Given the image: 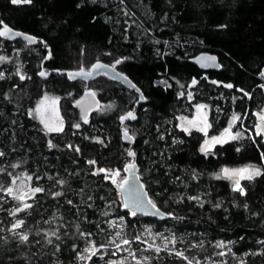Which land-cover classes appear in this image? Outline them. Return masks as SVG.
Masks as SVG:
<instances>
[{
    "label": "trees",
    "instance_id": "16d2710c",
    "mask_svg": "<svg viewBox=\"0 0 264 264\" xmlns=\"http://www.w3.org/2000/svg\"><path fill=\"white\" fill-rule=\"evenodd\" d=\"M0 21L39 39L0 36V264H264V138L253 126L264 106V0H0ZM200 52L220 67L200 68ZM95 60L144 100L105 73L60 72ZM84 84L103 104L86 121L74 103ZM45 90L60 96L59 131L32 112ZM198 101L209 105V134L231 111L243 134L201 151L203 133L176 123ZM130 148L167 217L124 205ZM243 164L261 174L242 179L241 194L217 173Z\"/></svg>",
    "mask_w": 264,
    "mask_h": 264
},
{
    "label": "rangeland",
    "instance_id": "374dc122",
    "mask_svg": "<svg viewBox=\"0 0 264 264\" xmlns=\"http://www.w3.org/2000/svg\"><path fill=\"white\" fill-rule=\"evenodd\" d=\"M74 103L79 108L83 119L85 116L88 117V115L95 109L97 110L100 107H103V104L98 98L97 91L92 84H84L81 95L75 100ZM32 112L40 122L41 126L48 131L49 127L53 129H62L64 125V119L60 106V96L54 92L48 90L42 92L37 97L32 108ZM245 114H242V119H245ZM234 117H237V119L234 120ZM239 117L240 116L238 113L231 111L227 116L228 120L225 127L218 129L212 134H209V131L212 128V124L210 123V108L207 103L198 101L191 104L188 108L181 109L179 114L176 116V123L179 128L185 131L196 129L202 132L204 135L202 146H205V142L207 141L209 142L208 148L211 149L215 144H217L212 142L213 138H217L218 140L225 142L237 136L239 133L243 134V126L245 125H240L241 120L238 121ZM253 117L254 130L256 133L261 134L264 138V131H260V129H264V106L260 109H255L253 111ZM46 124L48 125L47 127ZM246 167L259 169L258 167L251 164L226 166L223 167L217 174L228 178L235 183L236 180L241 181L242 179L246 178H241L240 176L230 178L224 174L223 170L226 168L229 170H238Z\"/></svg>",
    "mask_w": 264,
    "mask_h": 264
},
{
    "label": "water",
    "instance_id": "95a60500",
    "mask_svg": "<svg viewBox=\"0 0 264 264\" xmlns=\"http://www.w3.org/2000/svg\"><path fill=\"white\" fill-rule=\"evenodd\" d=\"M0 31L5 32V35H2L4 38H22L23 40L32 44H36L39 41L36 36L16 29L6 24L4 21H0ZM47 48L49 49V47ZM49 57L50 51H47L45 57L41 61L40 75L42 77H48L51 73V70L46 71L43 66L44 62L48 60ZM191 60L203 69L220 67L217 55L210 52H200L194 55ZM60 72L66 74L68 78H81L83 80H92L99 74L105 73L109 77L119 80L123 85L132 88L138 92L139 97L135 103L136 105L144 100V95L142 91L137 85H135L131 81L128 76L115 69L109 63H106L102 60L93 61L88 69L77 68L62 70ZM41 73H43V75ZM128 113H132V116L129 117ZM135 116L136 112L134 109L128 110L127 112L121 115L120 121L123 124L126 120H133ZM120 128L123 140L128 143H131L133 141L132 135L129 134V132L124 128L123 125H121ZM128 152L134 154L133 149L131 148ZM130 157L131 160L126 165L127 174L119 184L121 197L124 205L140 214L153 215L158 218L167 217L169 215L167 212L163 211L157 206L153 207V205L155 204L150 200L148 191L138 175V165L134 159V155H130ZM149 201L151 203H149Z\"/></svg>",
    "mask_w": 264,
    "mask_h": 264
},
{
    "label": "snow or ice",
    "instance_id": "6c2138e0",
    "mask_svg": "<svg viewBox=\"0 0 264 264\" xmlns=\"http://www.w3.org/2000/svg\"><path fill=\"white\" fill-rule=\"evenodd\" d=\"M13 3H18L20 2V0H12ZM25 2H30V0H25ZM2 35H5V32L3 31H0V36ZM2 59V58H0ZM117 63H119V61H117ZM43 75V73H41ZM195 83V81H194ZM229 87H231V85H228ZM128 116L131 117L132 116V113H128ZM85 121L87 120V117L85 116L84 117ZM123 119V118H122ZM234 120L237 119V117H234L233 118ZM48 125L46 124V127ZM52 130H56V131H59L60 129H53L51 127H49V131H52ZM203 130V129H202ZM260 131H264V129H260ZM259 134V133H258ZM213 143H220L222 141L218 140L217 138H213ZM208 143L209 142H205V146H202L201 148V151H208L209 148H208ZM129 155H134L133 153H129ZM91 163V162H90ZM101 171H103V169H101ZM224 174L228 177H235V176H240L241 178H247V179H252L254 176H259L261 173H260V170L259 169H256V168H241V169H238V170H229V169H224ZM114 175H118V173H114ZM234 190H238L241 192V194H243L244 190L243 188L240 187V181L239 180H236L235 181V187H234ZM9 192H11V189H8ZM35 191H40V189H35ZM149 203H151L149 201ZM153 207H155V205H153ZM133 215H135V213H133ZM26 239V237H25ZM125 244L128 243V241H124Z\"/></svg>",
    "mask_w": 264,
    "mask_h": 264
}]
</instances>
